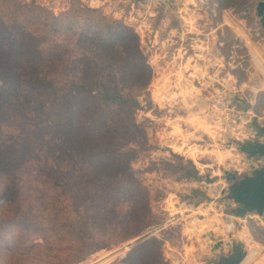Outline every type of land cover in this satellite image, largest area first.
Segmentation results:
<instances>
[{
    "label": "rangeland",
    "instance_id": "1",
    "mask_svg": "<svg viewBox=\"0 0 264 264\" xmlns=\"http://www.w3.org/2000/svg\"><path fill=\"white\" fill-rule=\"evenodd\" d=\"M260 1L0 0V26L11 30L6 32L8 43L0 42V170L32 171L22 184L12 183L23 194L19 203L14 199L9 205L0 197V264H124L138 242L128 245L149 232L164 242L165 261L156 264H210L216 260L213 243L224 234L247 244L249 253L241 264L262 262L264 222L253 214L233 218L223 194L231 184L226 171L239 170L241 176L251 172L252 161L238 148L240 142L256 138L248 122L264 123ZM80 4L97 8L114 25L113 32L123 30L125 37L113 35L118 52L112 60L101 51L90 56L86 49H76L68 35L56 36L53 39L65 49L66 57L81 58L67 72L100 76L114 88L137 95L142 107L134 111L113 106L103 115L102 102L86 95L66 99L63 106L73 104L79 128L90 126L95 132L89 141L94 148L115 144L117 139L119 145L134 149L125 150L122 168L147 188L159 223L111 247L93 252L87 248L89 253L83 256L75 248L67 252L63 242L67 237H61L62 200L73 201L63 185L74 186L80 176L84 183L76 187L84 188L82 199L92 204L95 198L89 189L100 173H85L84 157L68 155L74 151L61 132L67 124L48 127L50 103L44 87L37 84L44 82L50 48L44 44L34 52L28 39L33 34L44 36L47 9L60 15ZM124 26L139 35L143 54L135 51L136 37ZM15 37L17 48L9 46ZM88 43L83 42L85 48ZM145 58L153 69L151 80L149 70L139 64ZM128 60H136L137 66L130 68ZM18 76L35 87L14 88L13 78L19 80ZM148 80V88L141 89ZM68 167L81 171L69 172ZM196 169L198 177L187 175V170ZM130 181L134 188L135 181ZM2 190L0 186V195ZM128 196L127 202H139L144 194L133 191ZM84 213L88 227L83 232L94 241L90 215L99 214ZM133 216L137 218L132 213L129 219ZM130 230L131 226L125 233Z\"/></svg>",
    "mask_w": 264,
    "mask_h": 264
},
{
    "label": "trees",
    "instance_id": "2",
    "mask_svg": "<svg viewBox=\"0 0 264 264\" xmlns=\"http://www.w3.org/2000/svg\"><path fill=\"white\" fill-rule=\"evenodd\" d=\"M44 20V36L40 39L36 34H33V36L28 37V39L32 43L31 46L34 52H39V48L44 44L50 48L47 52V59L45 60L46 68L43 74L44 82H38L37 84V86L44 87L46 98L50 103L47 109V118L50 123L48 127H61L63 124H67L68 128L66 130H61V132L64 133L65 144L71 142V150L74 151L73 154L68 155L76 158L84 157L85 164L82 170L85 171V173H100L98 177L94 178L96 182L94 183L93 189H89L90 192L89 190H85V192L88 191L90 195L95 198L92 204H88L82 199L84 194L82 190H84V188L76 187L78 184L84 183L80 181V176H78L79 182L77 184L74 182V186L68 185L70 182L67 183V186L63 185L65 186V190L67 189L72 193L73 201L67 202L68 200H65V198L62 200V208L59 210L62 227L61 237H67L66 240L63 239L68 250L67 252L75 248L76 251L83 256L84 253H89V250H85L87 248H91L90 252H93L102 248L111 247L123 241L138 237L145 233L147 229L159 223L154 219L155 215L151 208L147 188L133 175L132 177L128 175V173H131L129 169L128 172H125L122 168L121 162L126 156L125 150L127 149V152H129L134 149L119 145L117 139L115 140V144L110 143L106 146L97 145L94 148L92 144H89V141L94 139L96 136L95 132L90 126L86 127V129L79 128V125H77L79 113L76 117L78 112L77 108H75L73 104L70 106H63V102H65L66 99L77 100L84 95L93 100H97L96 98H98V100L102 102L99 106L102 108L101 110H103V115L109 113L113 109V106L122 110L130 109L138 111L142 107V104L137 95L130 92L124 93L114 88L106 83V81H103L100 76L94 75L85 77L67 72V69L75 68V65L81 62V58L66 57L65 49L62 46L60 47L53 39L56 36H70V44L82 51L86 49L85 51L90 56L94 55L93 51L96 50L98 55H100L101 51L102 54L109 56L112 60L116 59L114 57L118 49L116 48L117 45L113 43V35L118 31L115 30L113 32L115 29L114 25L108 23V18L102 12L97 8H91L80 4L79 7L71 8L60 15L51 13L47 9L45 11ZM123 28L126 31L132 30L127 26ZM132 31L133 35L136 37L134 49L136 52L143 54L140 37L135 30ZM6 32L11 33V30H7L1 25L0 37L2 41L0 42L3 46H5L9 40ZM116 35L125 37L123 35V30ZM84 41H89L88 48H85L83 44ZM9 46L13 48L19 46L16 37L12 38V42L9 43ZM60 56L66 58H60ZM88 60L91 61L92 64L95 63L92 58H88ZM128 61L130 68L137 66L136 60ZM139 62L138 63L146 70H149L150 78L148 79L151 80L153 77V69L148 60L145 58ZM115 63H117V61ZM18 77L20 78L19 80L13 78V80H15L13 81L14 88L15 86H23L26 88L35 87V84L26 81L25 77L22 76L24 79L20 76ZM34 81L37 83L38 80L35 79ZM149 83L148 80L144 86L139 87H141V89H147ZM100 114H102V111H100ZM58 119L61 122H59ZM104 124L105 123H103V125ZM11 135L12 134L9 133L7 137L12 139L13 136ZM67 171L78 172L81 170L79 168L72 169L68 167ZM12 172L13 173H10V170L8 171L7 169L0 170V186H3L0 197H5L6 204L8 203L9 205L13 204L14 199L19 203L23 195L18 192L20 186H17L16 183H14L15 188L13 187L14 185L12 186L13 181L17 180L21 182L22 179L27 180V178H29L28 172L32 171L25 167ZM187 175L198 177V171L197 169L193 171L187 170ZM130 179L135 181L134 188ZM24 186L27 187L28 185ZM75 189H77L78 192H75ZM133 191L144 194V197H142L139 202L136 200L127 202L126 199L129 197L128 195ZM85 205H89V207H92L95 212L99 214V216L90 215V225L94 227L96 232V235H94L95 237L92 236L94 241H89L88 239L90 236L85 235L83 232L84 229L88 227L84 210L89 213L94 211L92 208ZM83 206L85 208H83ZM123 211H127L126 214L120 215ZM132 213L137 216V218L133 216L135 219H133L134 221L132 218L129 219ZM110 214L113 216L110 217ZM130 226L132 230L125 233L126 229ZM163 244V241L150 235L138 242L122 262L124 264H139L141 260H144L146 264L163 262L165 261Z\"/></svg>",
    "mask_w": 264,
    "mask_h": 264
},
{
    "label": "water",
    "instance_id": "3",
    "mask_svg": "<svg viewBox=\"0 0 264 264\" xmlns=\"http://www.w3.org/2000/svg\"><path fill=\"white\" fill-rule=\"evenodd\" d=\"M255 131L256 138L240 142L239 150L249 156L251 172L241 176L239 170L226 171V178L231 184L223 191L225 206L231 210L233 218H244L256 215L264 222V123L258 120L248 122ZM151 233L144 234L132 241L128 246L147 238ZM212 252L216 256L210 264H241L247 257L249 250L242 239L221 235L213 243Z\"/></svg>",
    "mask_w": 264,
    "mask_h": 264
},
{
    "label": "crops",
    "instance_id": "4",
    "mask_svg": "<svg viewBox=\"0 0 264 264\" xmlns=\"http://www.w3.org/2000/svg\"><path fill=\"white\" fill-rule=\"evenodd\" d=\"M259 15L262 18V22H263V26H264V0H261L260 3H259ZM190 217H193V216L190 214ZM258 264H264V256H262V262H260Z\"/></svg>",
    "mask_w": 264,
    "mask_h": 264
},
{
    "label": "built area",
    "instance_id": "5",
    "mask_svg": "<svg viewBox=\"0 0 264 264\" xmlns=\"http://www.w3.org/2000/svg\"><path fill=\"white\" fill-rule=\"evenodd\" d=\"M229 224H231L230 228H233L234 222H230Z\"/></svg>",
    "mask_w": 264,
    "mask_h": 264
}]
</instances>
